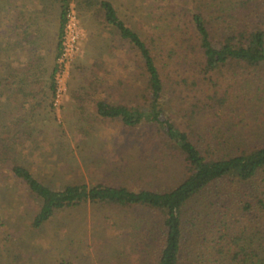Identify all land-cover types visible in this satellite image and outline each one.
<instances>
[{
  "label": "trees",
  "instance_id": "16d2710c",
  "mask_svg": "<svg viewBox=\"0 0 264 264\" xmlns=\"http://www.w3.org/2000/svg\"><path fill=\"white\" fill-rule=\"evenodd\" d=\"M78 4L92 11L113 31L115 40H120L108 46L109 51H124L122 70L131 73L136 83V94L132 93L128 102L111 101L118 96L115 92L95 102L97 89L106 85L100 74L103 64H97L86 84L72 89L83 118L93 123L89 118V104H93L97 119L119 121L134 131L141 129L151 137L144 135L147 148L162 147L163 163L169 160L168 155L180 157L182 176L176 186L165 188L153 185L158 176L153 174L146 179L140 176L142 183L137 190L105 183L92 187L69 184L58 190L16 164L13 176L23 181L40 203L33 229L41 230L60 214L88 204L147 208L158 221L146 224L142 219L128 227L136 235L129 248L141 251L144 240L153 241L146 251L151 254L148 264H264V249L258 251L247 244L239 247L243 235L231 244L219 241L212 246V260L201 255L203 250L189 255L191 228L186 217L190 203L216 185L227 183L240 192L236 202L242 211L256 215L264 225V0H149V23H140L139 28L121 19L111 0H80ZM61 51L60 41L56 61ZM32 61L25 69L13 68L0 80V96L10 104L24 102L20 107L26 110L20 120L31 123L30 127L35 125L37 112L48 110V100L53 104L57 72L56 64L48 70L41 69L37 59ZM120 79L110 81L107 90L126 87V80ZM27 102L34 104L27 107ZM205 119L229 126L223 125V136L215 134L216 128L208 135L202 127ZM30 127L26 134L32 139ZM231 133L235 135L229 137ZM9 137L11 131L0 137L3 155L12 146ZM257 234L264 244V233Z\"/></svg>",
  "mask_w": 264,
  "mask_h": 264
},
{
  "label": "rangeland",
  "instance_id": "374dc122",
  "mask_svg": "<svg viewBox=\"0 0 264 264\" xmlns=\"http://www.w3.org/2000/svg\"><path fill=\"white\" fill-rule=\"evenodd\" d=\"M111 1L121 19L135 28H139L140 23H149V0ZM81 7L87 38L72 71L70 99L65 105L58 110L52 104V109L48 100V110L42 114L37 112L33 119L35 125L30 127L31 123L20 120L26 110L20 107L24 102L10 104L0 96V137L5 131H11L9 138L13 141L6 149V155L1 153L4 147H0V264H148L151 254L146 251L153 245L151 239H146L144 250L129 248L136 237L129 225L142 219L146 224L156 222L157 215L147 208L126 210L88 204L60 214L43 229L34 230L31 224L40 203L29 193L28 186L13 176L12 168L16 164L26 167L39 181L58 190L69 184L92 187L102 183L128 185L137 190L142 183L140 176L146 179L153 174H158L153 184L155 187L176 186L181 181L180 157L168 155L169 160L163 163L162 147L147 148L143 144L144 135L151 137L141 129L134 131L119 121L97 119L93 104H89V118L94 119L93 123L83 118L72 89H80L86 84L97 64H103L100 74L106 85L98 88L95 100L106 99L115 92L118 96L111 101L128 102L132 93L136 94V83L131 73L122 70L124 51L116 54L109 51L108 46L113 42L119 44L113 31L105 27L92 11ZM2 58L0 47V80L4 78V66L9 64ZM114 79H125L127 86L108 91L107 86ZM33 104L27 102L25 105L32 107ZM216 120L202 121L204 133L210 135L216 128L215 134L223 136L226 123L220 124ZM26 126L33 131L32 139L26 134ZM157 166L159 168L155 169ZM239 197L240 192L230 184H218L187 206L186 217L191 228L187 241L189 255L195 250H203L201 255L207 254L212 260V246L219 241L223 245L231 244L235 237L242 235L244 241L239 247L247 244L258 251L264 249L257 234L264 233V225L256 215L242 211L236 202Z\"/></svg>",
  "mask_w": 264,
  "mask_h": 264
},
{
  "label": "crops",
  "instance_id": "0c3cea01",
  "mask_svg": "<svg viewBox=\"0 0 264 264\" xmlns=\"http://www.w3.org/2000/svg\"><path fill=\"white\" fill-rule=\"evenodd\" d=\"M65 6L66 0H0V47L2 60L9 63L4 77L13 68H27L32 59L41 69L55 66Z\"/></svg>",
  "mask_w": 264,
  "mask_h": 264
},
{
  "label": "built area",
  "instance_id": "2783aa9c",
  "mask_svg": "<svg viewBox=\"0 0 264 264\" xmlns=\"http://www.w3.org/2000/svg\"><path fill=\"white\" fill-rule=\"evenodd\" d=\"M86 38L87 30L82 22L78 0H69L61 39L62 51L57 60L55 75L56 92L53 104L58 110L70 99L72 71L83 53V42Z\"/></svg>",
  "mask_w": 264,
  "mask_h": 264
}]
</instances>
